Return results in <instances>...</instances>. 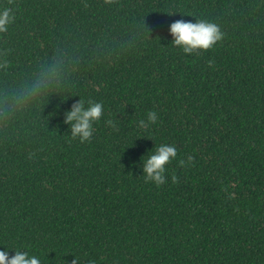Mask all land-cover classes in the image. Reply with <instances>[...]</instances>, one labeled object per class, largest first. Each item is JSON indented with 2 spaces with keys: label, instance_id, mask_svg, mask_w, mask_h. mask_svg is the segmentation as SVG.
<instances>
[{
  "label": "trees",
  "instance_id": "1",
  "mask_svg": "<svg viewBox=\"0 0 264 264\" xmlns=\"http://www.w3.org/2000/svg\"><path fill=\"white\" fill-rule=\"evenodd\" d=\"M0 6L15 13L0 33V248L41 264H264V0ZM196 18L223 39L184 53L170 25ZM80 99L103 104L84 142L64 122ZM160 143L178 151L157 186L142 159Z\"/></svg>",
  "mask_w": 264,
  "mask_h": 264
},
{
  "label": "clouds",
  "instance_id": "2",
  "mask_svg": "<svg viewBox=\"0 0 264 264\" xmlns=\"http://www.w3.org/2000/svg\"><path fill=\"white\" fill-rule=\"evenodd\" d=\"M195 17V16H194ZM15 13L9 6H0V33L6 32L13 23ZM170 32L173 39L171 43L180 48L184 53H193L197 50H207L223 39L224 33L216 22L209 19L196 18L195 21L179 19L171 23ZM87 105V106H86ZM103 114V104L92 100L76 101L66 112L65 123L69 125L71 139H79L84 142L91 139L94 127L93 122L98 121ZM158 115L155 111L149 110L147 122L140 120L141 127L155 123ZM142 159V175L146 181H151L157 186L165 183L166 165L177 157V148L174 144L160 143L151 148ZM191 160V157H189ZM135 164L136 162L133 161ZM184 164V160H180ZM176 177L173 176V181ZM10 250L14 254L10 255ZM79 256H74L71 264H78ZM66 260V259H65ZM67 261V260H66ZM0 264H41V257L32 254L28 250H21L20 247L5 246L0 248ZM67 264L69 262L67 261ZM88 264H97L95 259H90Z\"/></svg>",
  "mask_w": 264,
  "mask_h": 264
}]
</instances>
